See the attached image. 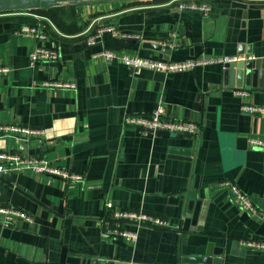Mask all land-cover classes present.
<instances>
[{
	"label": "crops",
	"instance_id": "crops-1",
	"mask_svg": "<svg viewBox=\"0 0 264 264\" xmlns=\"http://www.w3.org/2000/svg\"><path fill=\"white\" fill-rule=\"evenodd\" d=\"M199 1L210 5L208 15L180 11L171 0L88 2L52 10L49 19L0 15V66L9 68L0 77V125L43 130L24 153L82 177L0 175V207L33 218L0 225V264H182L208 244L222 249V264H264V250L243 245L264 242V148L249 142L264 141V114L241 110L264 107V87L224 85L226 63L135 73L96 56L105 50L171 63L246 58L264 67V5ZM24 17L45 27V46L58 60L29 63L37 42L16 33ZM101 25L138 38L104 33L87 46L86 37ZM68 80L74 91L43 86ZM159 104L167 118L197 123L199 135L165 138L124 124L126 115L148 116ZM2 147L19 151L11 139ZM171 148L189 149L190 159ZM230 185L255 213L231 202ZM107 202L160 217L170 228L128 227L137 232L135 244L108 238L97 226L109 214ZM234 242L244 256L231 254Z\"/></svg>",
	"mask_w": 264,
	"mask_h": 264
},
{
	"label": "built area",
	"instance_id": "built-area-1",
	"mask_svg": "<svg viewBox=\"0 0 264 264\" xmlns=\"http://www.w3.org/2000/svg\"><path fill=\"white\" fill-rule=\"evenodd\" d=\"M248 4L264 5V0H240ZM172 3H177V8L180 11H188L200 13L204 16L208 15L211 11L210 5L206 1L199 0H171ZM1 15V14H0ZM2 15L11 16H31L33 14L24 12H14ZM35 18H39L35 16ZM47 23L55 30L53 25L46 19ZM18 35L31 37L37 45L29 54V63L31 65L38 62H53L58 60L59 54L56 50L47 48L45 42L48 38L44 26H34L29 24H20L16 32ZM108 33L113 37L121 36L123 38H135L137 36L121 35L117 28L113 25H101L95 32L88 35L85 39L87 46H94L98 43L100 37ZM105 62L119 61L126 67L139 73L141 70H149L160 72L164 74L173 72H185L198 66L206 65L211 62L230 63L235 61H245L246 58H219L209 61L204 60H185L183 62H161L151 59H143L137 57H129L123 53L102 50L96 54ZM248 60L251 58H247ZM9 68L0 66V77L8 74ZM44 87H52L64 90L75 89L74 82L58 81V82H44ZM234 95L238 97H247L248 93L244 90L234 91ZM241 110L249 114H264V107L253 105H242ZM124 124L142 130L150 131L152 133L161 131L169 134H185L190 137H197L200 132V126L197 123L185 122L180 120H173L165 116L164 108L158 105L155 110L148 116L141 115H126L124 117ZM44 135L43 130L23 127L18 125H0V175L8 172L15 171L17 173L25 174H39L58 178L62 181L81 180L80 175L70 173L60 167L54 166L50 161L42 157L29 155L25 152L24 145L29 143L33 138H39ZM4 139H11L18 145L19 151H7L2 147ZM251 145L264 148V141L259 139H250ZM230 199L231 202L238 206L240 209L255 213L251 200L243 194L236 186L230 185ZM105 208L109 214L102 216L97 220V226L101 233L111 239H120L128 244H135L137 241V232L135 229L140 228H156V229H169L170 224L168 221L150 215L142 210H118L113 208L110 202L105 204ZM24 221L32 223L33 218L20 210L0 207V225L6 228L11 227L17 221ZM133 227L134 230L128 229ZM247 248L264 250V242L247 241L243 243Z\"/></svg>",
	"mask_w": 264,
	"mask_h": 264
},
{
	"label": "water",
	"instance_id": "water-1",
	"mask_svg": "<svg viewBox=\"0 0 264 264\" xmlns=\"http://www.w3.org/2000/svg\"><path fill=\"white\" fill-rule=\"evenodd\" d=\"M110 2L121 0H0V13L31 11L49 8L69 7L84 5L88 2ZM223 81L224 85L230 87L242 88L243 86L251 88L264 87V67L259 62L239 61L226 63L223 66ZM156 135H161L165 138L175 139H190L191 137L185 134H169L166 132H155ZM171 153L183 155L190 159L191 151L189 149L171 148ZM243 251V253H242ZM246 251L240 248L239 242L232 244V255L244 256ZM182 264H222L223 253L222 249H216L208 244L204 251L198 255L183 258ZM92 264H115L113 261L98 262L93 261ZM128 264V263H125Z\"/></svg>",
	"mask_w": 264,
	"mask_h": 264
},
{
	"label": "trees",
	"instance_id": "trees-1",
	"mask_svg": "<svg viewBox=\"0 0 264 264\" xmlns=\"http://www.w3.org/2000/svg\"><path fill=\"white\" fill-rule=\"evenodd\" d=\"M72 7V6H69ZM58 8V7H57ZM57 8H49V9H40V10H31V11H20L24 13H29V14H34V15H39V16H44L49 19L48 13H50L52 10H55ZM19 12V13H20ZM7 13H14V12H6V13H0V14H7ZM30 17V16H29ZM25 21L22 24H29V25H34L32 24V19L30 18H23Z\"/></svg>",
	"mask_w": 264,
	"mask_h": 264
}]
</instances>
